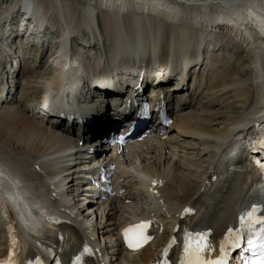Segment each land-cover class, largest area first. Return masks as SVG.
Wrapping results in <instances>:
<instances>
[{"label":"bare ground","instance_id":"obj_1","mask_svg":"<svg viewBox=\"0 0 264 264\" xmlns=\"http://www.w3.org/2000/svg\"><path fill=\"white\" fill-rule=\"evenodd\" d=\"M187 1L191 3L186 1L181 3L180 0H97L95 2L96 4L100 3L103 6L107 5L114 11V13L111 14L107 10L110 13L106 22L109 30L108 36H110L112 39L111 43L107 45L108 52L112 51V46L115 44L113 36L117 35L112 34L113 30L115 29L113 19L118 18L120 13H127V10L130 12L133 11V14L135 12V16H139L138 19H141L144 22L146 20L142 18L148 19L150 17L151 19L149 18V21L158 26L159 32L152 31L150 29L146 31L142 28L136 29L138 34L137 37L145 40L143 43H154L156 46L157 41H155L153 37L157 39L160 38L161 42H164L168 47L171 48L172 54L177 52L176 43L170 42L169 39L174 40L177 38L178 32H180L179 34L190 32L193 36L197 37V43L192 49V52L194 53H197L201 49L205 48L213 50L214 48L217 49L219 46H223V44H221L223 43V38H216L210 33L212 32L214 34L216 32V29L213 28L214 26H222L224 29L217 31H220L226 40L227 38L233 39V42L236 40L237 42L242 43V45L247 50V55H249L251 64L253 65L251 67L252 70L250 73L251 80L248 79L247 81H236L232 85L227 81L225 71L220 68L218 69L217 76L214 79L207 77V79L209 78V81L205 83V89L203 91L205 94L203 97H201V100L197 106L202 104V100H205L203 105L206 107L208 102L211 103L212 95H215V98L222 95L226 96L229 93L228 88H231L230 91H232L234 95L225 98L223 102H225L228 108H239L241 111L238 116H232L229 119V122L223 125L220 130H210L208 126H206L207 124H203V120H196V118L193 119L192 116L187 115L188 113H181L184 109L179 112L180 114L177 113V115L173 117V123L169 128L168 135L170 132H172V129L175 126L177 131L176 135L178 138H181L179 137L180 135H187L191 137L190 139L195 138L199 143V146L202 148L201 151H203V156L207 155V157L204 156L206 158H203L206 159L203 166V169L205 168L204 171H201L200 169L197 170V168L195 169L193 166L188 164L189 159H193L192 155L190 154H187L182 158L184 162L183 166L186 167L184 169L186 170V173L180 172V170L176 168V165H174L172 161L166 159L163 160L162 164H160V162H154L153 164H146L143 167L137 165V168H134V166H136L134 165V161L137 162L138 160L141 161V159L144 160L146 156H150V152L156 150V156L157 153L166 151V149L168 150L169 148L166 145L169 143V138H171V140L172 138L176 140L174 136L175 134L170 135L166 140L158 139L157 141L153 142L144 141L145 143L135 142L123 147L121 151L119 149H114V151H112L108 157H103V165L112 164L115 166V168L120 166L123 174L127 177L129 175L128 170L132 171V177H130V175L128 178H132L131 180L135 179L133 181L137 185L136 189L139 191V193H141V200L144 203V206L142 207L140 214H137L136 212H138L137 210L139 207L136 204L138 208H134L135 210L132 209L133 207L130 208V210H132L128 212L129 216H125L120 213V210L123 206L118 200L116 202H112L109 206L106 205V207L109 208L108 210L111 211V216L108 219L109 223H111L110 226H108V230H102V228H99L98 230H101V233H107V231L112 229H118L124 224L132 223L134 220L140 219L139 217L153 214L155 217L159 218L161 216V218H164L162 219V222H166L167 225L164 236L157 238L160 241V245H162L168 239L169 234L172 233L174 223L176 221H180L179 218L181 211L186 209L187 205H196L197 203L201 202L203 196L205 195L204 192L210 190L212 186L219 183L221 172L215 176L217 180L213 183H210V179L208 178L211 176V166L215 164L216 153L224 149L229 144V141L235 137H241L244 140L246 139L243 136L252 138L254 143L253 149H259L261 158H264V0ZM21 2L22 4L18 3L16 6L14 5L15 7L13 6L12 9H9L8 7L3 9L2 13H7V15L4 16L3 14V19L0 18V24L3 23L4 20L8 21L10 18L9 12L14 10L16 7H18V9H21L22 7L24 10H29L26 4H32L33 7L30 14L33 16L43 11L44 17H42V21H45L49 17L47 12L50 11L49 7L51 6L52 8L50 9L53 12H57V20L65 21V18L70 16L69 14L73 16V14L70 12L65 13V6H68L69 4L61 6V3L58 5L55 0H47L45 4L40 0H37V2H33V0H21ZM178 5L185 6V11H182ZM190 6L194 9L190 10ZM45 7L48 8L49 11L46 10ZM60 11L62 12L61 15L59 14ZM88 13H90V15H88ZM92 13H94V9L89 8V6H84V8L81 9V13H78L79 18H77V21L74 22H77L76 24H78V26L81 24V27L91 28L93 27L92 21L95 18V16L94 18L91 17ZM144 15H148L149 17L147 16V18ZM152 17H158V19ZM182 17L186 19H182ZM160 18L162 20L165 19L171 22H176L179 18L180 20L182 19V30H180L181 28H179L177 25H165ZM129 19H126V24L129 26L128 30H130V34L132 35V31L135 30L130 28ZM219 20H225V22H218ZM103 23L104 22L102 21L101 24L103 25ZM63 27L64 25H62V29ZM96 27L98 28L97 23ZM121 29L118 30L119 34ZM65 31L66 30L64 29L63 32ZM116 31L117 30L115 29L114 32ZM144 32L145 34L143 35L142 33ZM6 35L2 36L0 34V38L5 40ZM127 35H129V33ZM150 35H152V38ZM131 38L134 37L132 36ZM57 39L59 40V38ZM63 43L64 42L60 40L59 45L55 44L57 48H55V52H53L54 55L51 58L49 65L56 67L58 72L55 77H53V82L51 84L48 83L47 88H44L42 91V93L44 92L42 99H45V97H47L49 94L57 95L59 97L67 96L71 85H75L77 87L81 86L82 78H78L74 81H69L68 79L70 78L68 77V73L72 71L74 72L75 67H78L80 64L78 63L75 67L71 65L70 68L66 70L67 63H71L72 59L69 57L65 58L69 48L67 47V44H65V47L62 48L61 46ZM177 44H179L178 46L185 45V50L188 51L189 45L191 44V38L181 35L177 41ZM206 44L209 45L207 46ZM87 45L89 46V44ZM8 47L9 46H6L3 50L6 52ZM73 50L76 55L79 54L77 50ZM9 51L10 54H13L14 52L13 49H9ZM119 54H123L122 50L119 52ZM141 54L145 55V52L142 51ZM38 55H41L40 57L44 58V51L41 49ZM207 55V53L201 54L203 57H207ZM145 57H148V55H145ZM157 58L158 57H155V59ZM195 59H199V56L189 60ZM96 61H99V57L96 59ZM170 61L172 62L173 59ZM82 66L85 70H87V64H82ZM18 67L20 68V62H18V64L15 66V70H17ZM28 67L29 66L25 68V75L30 73ZM166 67L167 66L162 65L163 70H165ZM22 70V72H24V69ZM157 72L159 73V71ZM193 75L194 74H192V76ZM197 78L198 77L195 75V79ZM37 79L40 80L41 78L37 77ZM251 81L255 85L253 89H250L251 87L249 86ZM40 82H37V85ZM66 82H68L67 86ZM18 85L19 83H16V86ZM189 86L191 91L186 92L185 96L190 95L192 91L196 93L199 90L197 84H191ZM189 86L187 87L186 91L189 90ZM209 97L210 100L207 101L206 98ZM230 98L233 99L230 101ZM189 100V105L186 106L184 104L183 108L190 107L192 104V99ZM24 112L25 111L21 107L19 108L17 106H13L8 107L6 110H2L0 113V175L3 174L15 182L24 183L27 181L29 185H27V183L26 185L21 183L23 185V190H27V192L32 195L36 192H39L40 194H43L44 192H51L58 188L61 190L59 186L61 185L62 181L68 178V173L73 174L76 173L75 171L81 169V164L78 163V160H76L77 158L75 157L76 155L78 156L79 152H76L73 157L72 154L66 155L67 152L72 151L74 148H78L77 144H73V138L69 137V135L62 134L57 129H54L47 124H43L42 122L36 121L33 117L26 115ZM191 118L194 121H191ZM178 142L179 145L182 144L180 141H177V144ZM125 150H127V152H125ZM246 154L247 152H244V155ZM52 155H60L63 158L67 156V158L70 157V161L63 167L54 166L53 164H45L42 159L51 158ZM257 156L259 155L257 154ZM79 157L80 154L78 158ZM83 157L86 158L85 155ZM259 160L260 158L254 160L255 168L250 163L248 165L250 178L255 180L259 179V173L264 175V164H261ZM72 163H75V166H71ZM60 168L63 169L59 171ZM54 175H57L58 178H61L58 179L57 183H48L50 176ZM62 177L64 178L62 179ZM231 178H234L232 183L228 185L226 191L222 194L220 199L213 203L208 210L209 212L207 219L212 232L213 229L223 232L228 227V225H230L229 222L231 220V223H233V220L238 214L239 209H242V207H246L252 203L249 197V190L251 188L249 183L250 179L244 178L242 174H238L237 176ZM206 182L209 183L207 184ZM62 193V191H59L57 194H55L53 196L54 199L52 200L53 203L49 206H62L68 211H71L69 208L72 207H68V202H62L63 205L61 204L60 201H64L63 198L61 199ZM124 194L125 198H130L131 196V194L127 193V191H124ZM138 196L140 195L138 194ZM5 198L7 199L6 201L13 206V210H8L6 214L7 216L0 217V228H2L1 231L3 232V242L0 243V259L3 258L7 252L9 253L8 262L11 261V263H13L16 259L21 262L27 257L28 250L35 256L41 255L40 250L36 245L37 239L33 235L37 232V228L39 226L35 223V219L37 217L30 215L27 209L22 210L19 204H16L9 194H6ZM1 203L2 201H0V210L2 209ZM98 206L97 215L102 217L101 212L104 211L105 208L102 207L101 202ZM144 208H146L147 212L144 211ZM127 210L129 209L127 208ZM41 213L42 215L45 214L49 217L52 215L49 209L41 210ZM101 217L100 219H102ZM17 218L25 228L18 222ZM70 221H72L74 226L81 229L85 239H87L89 242L91 239L95 242V244H97V241L94 240L96 236L93 230H90V228L87 229L84 227L83 223L81 225L73 218H71ZM12 222H14L16 232L14 231ZM74 226L66 227L63 232L66 236H73L76 241H79L78 238L81 236ZM57 230L58 228L55 227L54 233ZM216 236L217 234L213 232V237ZM12 237L18 238V243L15 242ZM153 245L147 246L139 253L134 255L122 253L119 259L120 261H124L123 264H146L147 261L154 255V253H151V248L154 247ZM19 247L21 250L19 253H17ZM97 248L98 247H95V255H98L99 253ZM76 257L80 258V264H94V262L88 256H86L79 246L78 250L73 253V258ZM105 264L108 263L105 262Z\"/></svg>","mask_w":264,"mask_h":264},{"label":"rangeland","instance_id":"obj_2","mask_svg":"<svg viewBox=\"0 0 264 264\" xmlns=\"http://www.w3.org/2000/svg\"><path fill=\"white\" fill-rule=\"evenodd\" d=\"M35 1L37 2V0H35ZM35 1L33 0V2H35ZM40 1H43L44 4H45V2H47V0H40ZM96 1L97 0H90L89 3H86V2H84V0H55V2L58 5H60V3H61V6L69 4L68 6H65V13L70 12L73 14V16L71 14H69L70 16L66 17L65 18L66 20L65 19L64 20L69 22V24L66 28L68 30V36H70L71 38L73 37V38L78 39L80 36L81 37L86 36V33L84 31H82L81 24H79L80 26H78V24H76L77 22H74V21H77L76 20L77 18H79L78 13H81V9L84 8V6H89V8L95 9L94 10L95 13H92L91 17L94 18V16H96V23L98 25V28L97 27H91L92 29L89 32L90 35H88V36H90L92 38V40L95 42L96 46H94V48L90 49V51H85V50L82 51L80 49H79V51L77 50L79 52V54L83 52L82 54H84L85 56L87 55L88 57H92L94 60H96L99 57V54H101V49H103L104 47L107 48L108 47L107 45L109 43H111V40H112L110 38V36H108L109 30H108V26L106 24L107 17L109 18V14L111 13V11L108 10L110 12L109 13L107 10L103 9L105 6H103L100 3L96 4L95 3ZM185 1L189 2L187 0H180L181 3H184ZM191 1H195V0H191ZM18 3L22 4L21 0H0V14L2 13L3 9H6L7 7L9 9H12L13 6L14 5L16 6ZM189 3H191V2H189ZM178 6H180L182 11H185V8H186L185 6H183V5H178ZM50 8H52V6L49 7L50 11L48 10V8H46V10L49 11V12H47L49 14V17L47 18V24L49 25L48 29L50 30V33L54 34L55 39L54 40L49 39V40L45 41V43L47 45H46V48L44 49L45 55H43V56L46 58L54 51V46L49 47L48 45H50L51 42L53 43V45H55V44L59 45L61 39L56 40V38L60 37V35H64L63 31L65 29L64 27L62 29L61 23L59 22V20L56 19V17H57L56 13L57 12H53ZM189 9L193 10L194 8L190 6ZM59 14L61 15L62 12L60 11ZM186 14H188V13H186ZM86 15H87V13H86ZM132 16H135V12L133 14V11L130 12L128 10H127V13H125V12L120 13V16H118V19H121L123 26H124V29L122 28L120 30V32L121 33L123 32L124 35L126 34L125 36H127V38H130V40H132L133 38H131L132 36L130 34V30H128L129 26L126 24V21H127L126 19H129ZM147 16H145V17H147ZM138 17L139 16H136V18H138ZM124 18H125V20H124ZM149 18L148 19L142 18V19L149 21ZM152 18L158 19V17H152ZM102 21L104 22L103 25L101 24ZM162 22L168 26L169 25H177L178 26V24L179 25L183 24L182 23L183 21L181 22L180 18L176 22H171V21L165 20V19L162 20ZM114 30H113L112 34H117L116 32H114ZM105 31H106V33H105ZM127 32L129 33V35H127L128 34ZM142 34L144 35L145 32ZM114 36H115V38H117V35H114ZM114 36H113V38H114ZM150 37L152 38V35H150ZM214 37H216V36H214ZM153 38L155 41H157L156 46H160L161 50L164 49L162 52H165L167 45L164 42H161L160 38H158L159 40L155 37H153ZM216 38H218V37H216ZM227 40L223 39V43H221V44H223V46L225 44L226 48L222 47L221 49H219L220 48V46H219L218 49H216V48L213 49V50L216 49V51L212 50L213 52L211 54L207 55L206 63L202 66V68H201L202 74L200 75L201 79L204 80L205 83H207L209 81L210 77H211L210 79H214L217 76L218 69H220V68H222L225 71V74L227 76V77L226 76L225 77H226L227 81L229 83H231L232 85L236 81H247L248 79L251 80L250 73L252 70L251 67L253 65L251 64V60H250L249 55H247V50L242 45V43H239L236 40L233 42V39H231V38H229V39L227 38ZM224 41L226 43H224ZM116 42H118V40ZM116 42H114V43H116ZM89 45H91L90 42H89ZM93 45H94V43H93ZM31 54L26 56L25 59L21 62L22 63L21 66L24 69L27 66L31 67V68H29V72L31 74L28 72L29 74L27 73L28 75H25V72H24L23 76L20 75V77H18L17 82L19 83V85H18V87H16V90H15L16 92L14 95H16L18 92L20 98L28 96L29 99L38 100V98H41V96L44 94V92L42 93V91L44 90V88H47L48 83L51 84L53 82V77H55V75L57 74L58 69L56 67H52V66L49 67L47 64H45V59L41 60L40 57L36 56V53L32 54V55ZM49 64H50V62H49ZM39 74H41V75H39ZM28 77H29V79H28ZM37 77H39L41 79L39 80V79H37ZM207 77H209V78L207 79ZM25 78H27V79H25ZM40 81H42V82H40ZM37 82H40V83H38V85H37ZM27 83H28V85H27ZM231 84H229V85H231ZM249 84H250L249 86L251 87L250 89H253L255 86L254 83L251 81ZM24 86H25V88H24ZM230 89L231 88H228L229 93L226 96L222 95L220 97L215 98V95H212L211 96L212 97L211 103L208 102L206 105L207 108L205 107V105H203V102L205 100H202V104L197 106V103H196V104H194L193 107L186 109L184 111V113H188L187 115L192 116L193 119L196 118V120H198V119L203 120L204 121L203 124H207L206 126H208V128L210 130H220V128L223 125H225L229 122V119L232 116H238L240 111H241L239 108L230 109L226 106L225 102H223V100L225 98L234 95V93L232 91H230ZM232 99L233 98H230V101ZM206 100L209 101L210 97L206 98ZM22 102L23 101H21V103H19V102L13 103L12 105H9V107L17 106L20 108V104H22ZM234 107H235V105H234ZM13 109H15V108H13ZM2 110H6V109H2ZM2 110H0V113L2 112ZM193 119L191 121H194ZM176 133H177L176 127L174 126V128L172 129V132H170L168 137L172 134L173 135L175 134L174 136H175L176 140L173 138L171 140V138H169V146L166 145L169 148L168 150L166 149V151L159 152L156 154V156H155L156 150L150 152L151 153V154H149L150 156H148V157L146 156L144 160L141 159V161L140 160H138L137 162L134 161V165H136V166H134V168H137V165L138 166L140 165L143 167L146 164H153L154 162L155 163L160 162V164H162L163 160L166 159V160L172 161V163L174 165H176V168H178L180 170V172L184 173L186 171V170H184L186 167L183 166L184 162H183L182 158L184 156H186L187 154H190V155H192L193 159L190 158L188 164H190V166H193V168H195V169L197 168V170L200 169L201 171H204L205 168L203 169V166H204V162L206 159H203V158H206L207 155H204L206 157L203 156V154H202L203 151H201L202 148H201V146H199V143L197 142V140L195 138L190 139L191 137H189L187 135H180L179 137H181V138H178ZM183 137H186V138H183ZM177 141L182 142V144L180 143L181 145H179V142L177 144ZM153 146H154V143H153ZM179 146H180V148H179ZM152 153H153V155H152ZM64 160H66V159L60 158V159H55V160H49V162H46L45 164H47V165L53 164L54 166L63 167L69 161V160H66V161H64ZM81 162H84V159L78 160V163H81ZM135 163H138V164H135ZM62 169L63 168H60L59 170H62ZM118 169H120V167H118ZM119 171L122 172V169ZM130 172H132V171L130 170ZM130 175L132 176V174H129L128 177ZM63 178L64 177H62V179ZM139 195L140 196H137V200H136L135 204H133V205L129 204L126 206L122 205L123 207L120 210V213L122 215L129 216L128 212H130L132 209L135 210L138 207H139L137 210L138 212H136V213H139L140 211H142L141 206H144V203L141 200V193H139ZM136 204L138 205V207ZM127 208L129 210H127ZM130 208H132V209L130 210ZM110 212L111 211H109L108 209H105L104 211L101 212L102 217L100 215H97L96 221L92 222L90 224L91 229H93L94 232H97L96 233V241L102 242V241H104V239L106 241H108L112 237V235L109 233L112 230L107 231L108 233H101V230H98L99 228H102V230H108L109 229L108 226H110V223H111V222L109 223V220H108L109 217L111 216ZM100 217L102 219H100ZM93 225H95V226L92 228ZM1 230H2V228H0V235H1L0 236V243L3 242V236H2L3 232Z\"/></svg>","mask_w":264,"mask_h":264},{"label":"snow or ice","instance_id":"obj_3","mask_svg":"<svg viewBox=\"0 0 264 264\" xmlns=\"http://www.w3.org/2000/svg\"><path fill=\"white\" fill-rule=\"evenodd\" d=\"M188 209H185L187 212ZM249 218H251V213H249ZM141 228H146V225H140ZM127 231L125 230V242L128 244L130 248L134 247L132 243H129L127 237ZM197 237H189L186 235V243H185V257L181 260V264H225V260L223 256L218 258L215 262L205 261L203 258V253L209 249V244L207 242V234L206 233H198ZM149 237H144V240H147ZM195 241V242H193ZM142 241H137L135 247H139ZM251 244V241H249ZM87 251V249H85ZM168 248L164 249V255H167ZM226 255V253H225ZM79 257H76L73 260V264H79ZM159 264V262H158ZM163 264H167L166 261ZM260 264H264V254H262V258Z\"/></svg>","mask_w":264,"mask_h":264}]
</instances>
